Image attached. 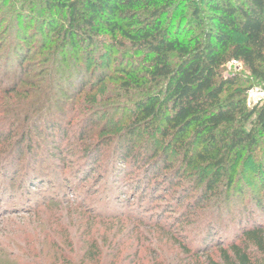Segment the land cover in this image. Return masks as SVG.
Masks as SVG:
<instances>
[{
	"label": "rangeland",
	"instance_id": "1",
	"mask_svg": "<svg viewBox=\"0 0 264 264\" xmlns=\"http://www.w3.org/2000/svg\"><path fill=\"white\" fill-rule=\"evenodd\" d=\"M189 1L207 14L206 0ZM55 17L39 1L0 0V264L221 262L217 239L227 247L254 218L264 224V135L254 160L259 168L239 169L225 197L222 182L196 200L202 172L158 134L139 130L133 158L121 163L122 137L115 134L133 103L121 99L115 73L79 98L78 85L58 80L64 66L45 61L41 48V29ZM19 45L20 58L9 57ZM106 61L91 69L106 71ZM227 72L247 81L250 107L264 98V78L241 63ZM55 122L61 134L51 128ZM147 142L161 153L169 149L168 169L162 159L161 172L153 170L160 157L151 156ZM208 230L216 240L211 254L203 252Z\"/></svg>",
	"mask_w": 264,
	"mask_h": 264
},
{
	"label": "trees",
	"instance_id": "2",
	"mask_svg": "<svg viewBox=\"0 0 264 264\" xmlns=\"http://www.w3.org/2000/svg\"><path fill=\"white\" fill-rule=\"evenodd\" d=\"M32 1L57 16L47 29L42 27L41 48L45 61L64 66L58 80L79 86L74 97L104 83L111 73L122 80L121 99L133 104L129 120L115 134L123 139L121 163L133 158L139 130L158 134L167 148L175 146L184 162L202 172L205 187L198 201L222 182L224 196L242 167L244 172L259 168L254 160L264 135V98L250 107L247 81L227 71L236 60L254 77L264 78V0H206V15L189 0ZM23 53L19 45L9 57ZM105 60L106 71L91 69ZM51 128L61 134L57 122ZM145 146L153 158L160 157L151 164L156 173L162 159L169 168V149L161 153L154 142ZM174 172L181 174L180 168ZM253 221L227 247L217 239L222 261L209 255L208 264H264V224ZM208 231L203 252L211 254L208 246L216 240Z\"/></svg>",
	"mask_w": 264,
	"mask_h": 264
},
{
	"label": "built area",
	"instance_id": "3",
	"mask_svg": "<svg viewBox=\"0 0 264 264\" xmlns=\"http://www.w3.org/2000/svg\"><path fill=\"white\" fill-rule=\"evenodd\" d=\"M238 63H239L238 61L233 60V61H231V62L229 63V65L232 66L233 64H238Z\"/></svg>",
	"mask_w": 264,
	"mask_h": 264
}]
</instances>
